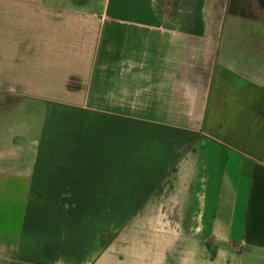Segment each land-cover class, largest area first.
<instances>
[{"label": "crops", "instance_id": "crops-1", "mask_svg": "<svg viewBox=\"0 0 264 264\" xmlns=\"http://www.w3.org/2000/svg\"><path fill=\"white\" fill-rule=\"evenodd\" d=\"M0 264H264V0H0Z\"/></svg>", "mask_w": 264, "mask_h": 264}]
</instances>
